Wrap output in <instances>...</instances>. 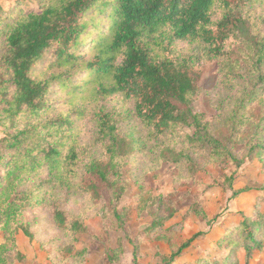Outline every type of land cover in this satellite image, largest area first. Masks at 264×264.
<instances>
[{"label":"trees","instance_id":"16d2710c","mask_svg":"<svg viewBox=\"0 0 264 264\" xmlns=\"http://www.w3.org/2000/svg\"><path fill=\"white\" fill-rule=\"evenodd\" d=\"M3 11L0 7V127L6 134L0 139V230L13 225L10 243L20 230L34 238L22 215L35 201L52 210L65 233L70 227L77 234L83 223L68 213L70 197L97 203L105 189L118 198L127 156L142 152L157 161L170 151L182 166L186 153L177 139L185 142L184 127L198 129L187 137L190 143L209 142L215 156L225 153L239 166L246 160L238 161L229 146L250 129L248 106L264 93V0H40L38 9ZM50 51L56 59L43 69ZM207 65L216 69L217 95H227L216 124L228 128L231 142L225 145L191 111ZM85 116L86 143L77 121ZM254 127L246 157L256 151L264 162V116ZM69 221L73 224L64 226ZM260 229L264 236V221L247 217L219 245L231 253L245 249L248 260ZM5 248L0 264L6 262ZM237 261L236 254L230 263L228 256L198 264Z\"/></svg>","mask_w":264,"mask_h":264},{"label":"rangeland","instance_id":"374dc122","mask_svg":"<svg viewBox=\"0 0 264 264\" xmlns=\"http://www.w3.org/2000/svg\"><path fill=\"white\" fill-rule=\"evenodd\" d=\"M39 5L40 0H0V7L7 14L17 6L30 11ZM101 24V30L106 31L108 22ZM2 40L0 36V44ZM52 53L42 62L43 69L48 61L56 59ZM215 70L211 65L206 66L198 83L201 91L191 111L201 116L208 133L225 145L231 142L228 128L218 129L216 124L224 112L221 106L227 103V95H217ZM59 96L62 98L63 94L52 97ZM114 105L121 107L118 102ZM247 112L252 120L250 129L246 127L247 133H238L229 146L238 161L246 159L240 166L225 153L223 157L215 156L209 142L190 143L187 137L197 135L198 129L184 127L181 135L185 142L177 139L179 150L186 153L180 159L182 166L170 151L157 161L139 152L121 162L115 194L118 198L111 199L105 189L104 198L97 203L71 196L68 213L83 223L82 227L78 225L77 234L70 227L65 233L44 203L35 201L29 205L22 219L31 226L33 239L20 230L10 243L8 237L13 225L0 230V248L5 245L7 249L5 264H167L195 235L200 236L172 264H198L204 259L220 263L228 256L230 263L236 254V264H264L262 229L256 233V244L248 260L245 249L231 253L230 248L219 245L227 232L247 217L264 221V162L256 151L246 157L251 150L254 126L264 116V93L248 106ZM77 121L80 140L86 143L90 137V119L85 116ZM5 136L0 127V139ZM169 146L174 148L172 143ZM157 222L161 225L155 226ZM72 224L69 221L64 226Z\"/></svg>","mask_w":264,"mask_h":264}]
</instances>
